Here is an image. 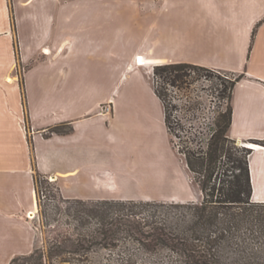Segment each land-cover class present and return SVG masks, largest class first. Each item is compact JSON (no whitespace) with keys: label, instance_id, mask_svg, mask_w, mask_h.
Returning a JSON list of instances; mask_svg holds the SVG:
<instances>
[{"label":"crops","instance_id":"1","mask_svg":"<svg viewBox=\"0 0 264 264\" xmlns=\"http://www.w3.org/2000/svg\"><path fill=\"white\" fill-rule=\"evenodd\" d=\"M178 1L184 0H0V264L32 249L35 231L20 220L37 206L33 170L56 183L66 200L194 201L186 163L167 143L166 158L160 156L151 137L156 129L169 135L162 103L146 82L157 65L242 75L232 91L228 136L240 146L256 145L248 157L252 200L264 201L255 196L258 174H264V21L253 32L264 18V0H238L247 15L236 30L241 63L226 70L203 58L208 17L171 10ZM15 44L25 67L21 76ZM102 103H109V114ZM24 115L33 130L30 144ZM56 126L71 131L48 132ZM143 130L155 149L148 162L135 157ZM131 146L134 154L126 156L123 149ZM123 174L137 178L138 192L126 189ZM162 174H173L170 196L160 200L141 191L145 179Z\"/></svg>","mask_w":264,"mask_h":264},{"label":"trees","instance_id":"2","mask_svg":"<svg viewBox=\"0 0 264 264\" xmlns=\"http://www.w3.org/2000/svg\"><path fill=\"white\" fill-rule=\"evenodd\" d=\"M186 68L213 71L184 63L153 68L154 92L162 103L165 126L171 137L177 128H184L176 118L172 120V111L177 108L169 106L166 93L157 83L161 80L173 88L186 85L190 75ZM241 77L228 78L223 85L220 99L226 101V107L213 118V127L206 131L194 129L184 140L185 149L177 151L201 195L197 202L169 204L184 210L181 218L173 219L170 224L158 218L156 209L166 206L163 201L85 202L62 198L65 203L74 201L90 207L74 212L67 207L66 216L76 224L71 227L67 221L68 229L50 239L45 248L34 237L31 251L13 257L9 264H80L89 262L88 256L95 250L114 252L121 241L146 253L167 250L180 264H264V202L252 200L248 166L251 151L239 149L228 136L232 91ZM61 127L52 128L50 133L71 131L70 127ZM134 255H118L117 259L121 264H134Z\"/></svg>","mask_w":264,"mask_h":264},{"label":"rangeland","instance_id":"3","mask_svg":"<svg viewBox=\"0 0 264 264\" xmlns=\"http://www.w3.org/2000/svg\"><path fill=\"white\" fill-rule=\"evenodd\" d=\"M240 4L241 3H239L238 0H207L205 2H191L189 0H184L171 4L170 9L176 11H187L195 14L203 13L206 17H208V19H204L205 22H207V26L204 28L207 33L205 34L203 44V58L206 63L216 65L215 67L226 70L228 67H238V64L241 63L240 44L236 35V30L240 29V26L245 24L247 21V15L246 12L241 13V9L239 7ZM242 9L246 11L248 10V6L246 4H242ZM263 21L264 18L260 19L258 24L254 26V33L255 29L261 25ZM196 22H198V20H196ZM14 47L18 60L16 69L18 75L21 76L25 67L21 65L17 44H15ZM244 59L245 62L246 55ZM153 68L154 67L151 68V74L153 73ZM210 69L213 71L186 68V72L190 74L187 80L188 82L186 85H182L179 88H173L163 83L161 80L158 81V87L162 88L167 95L166 100L169 106H173V108L175 106L177 108L176 111H172V120L175 121L176 118L184 128L181 130L177 128L176 131H174L173 137L170 135L167 137L165 136L164 131L160 133V130L156 129V135L151 137L153 138V142H156V145L158 144V146H160L158 148L159 152L157 151L160 156L162 155L166 158L167 153L164 149V143H167L169 153L184 161L183 156L177 152L185 149L187 146L184 140L187 139L190 133L194 132V129L197 131H206L208 130V127H213V118L216 116L217 112L225 110L226 101L220 99V91L223 89V85L228 81V78L233 79L237 75L218 69ZM146 79L149 89L153 90L154 84L156 86L153 75H147ZM139 88L140 91L146 90L144 87ZM145 100L147 101V106L155 108L153 102L149 99ZM108 105L109 103H102L101 109ZM61 128L66 129L67 126H63ZM23 129L27 136L28 144H30L33 130L29 125L28 117L26 115H24ZM50 130L48 131L49 133ZM140 132L141 136L142 133H145V140L141 137V144L143 145V148H141L140 153L135 157H138L139 160V158L143 159V156L147 160L146 162H148L150 161V158L154 156L153 153L155 149L147 146V144L149 142L151 143V141L147 140L146 131L143 130ZM135 139V134L131 135L132 142ZM235 145L238 146L239 149L250 150L252 149L250 145L255 144L244 143L240 146L235 142ZM194 147L197 148L196 145H194ZM124 150L126 152V156H132L134 154L132 146L130 148L126 147L123 151ZM259 160L262 161L261 158ZM258 175L260 177V181L258 183L259 185L257 186L255 196L264 200V174ZM32 176L35 185L37 206L36 209L32 211L34 212L33 215L27 214L26 218L22 216V220L20 221L23 222L26 227H32L34 229L35 237L38 239L40 246L45 248L50 239L57 237L59 233H63L68 229V226L66 225L67 221L70 223L71 227L76 224L73 219L66 216L67 207L74 212L77 209L88 208L90 206L88 205L85 207L83 205H78L74 203V201L65 203L59 194L56 183L49 178L40 175L36 170H33ZM191 177V188L194 191L193 202H197L201 199V195L192 174ZM123 178L126 180L125 182L128 183L126 186L127 190H130L133 193L138 192L136 187L134 188V183L137 182L136 177L132 174H123ZM148 178V180L145 179L142 182V185H145L140 188L142 192L149 191L152 194L157 193L158 195L156 197L160 200L170 196L167 192H171L173 190V174H162V176H158L157 178ZM156 179H158L159 183H157L158 185L155 187ZM150 183L154 184L150 185ZM128 195L134 196V194ZM136 196L141 197L139 194ZM161 203H164L166 206L156 209L158 218L166 220L165 222L170 224L173 222V219L182 217L181 215L184 213L183 209L178 208L177 206H169V204L181 205L182 203L177 201H163ZM133 254H135L134 264H180L179 260L171 255V253L167 250L160 249L155 253H146L139 251L137 247L128 242L126 243L125 241H121L119 247L112 253H110L109 250H95L94 252H91L88 256L89 262L80 264H108V259L111 261L109 264H121V260L117 259L118 255L123 257L124 255L130 256ZM10 260H8L7 264H9Z\"/></svg>","mask_w":264,"mask_h":264},{"label":"built area","instance_id":"4","mask_svg":"<svg viewBox=\"0 0 264 264\" xmlns=\"http://www.w3.org/2000/svg\"><path fill=\"white\" fill-rule=\"evenodd\" d=\"M137 64H138V62H136ZM102 112L103 113H106V114H109L110 113V106L108 105V106H104L103 108H102ZM51 180V179H50Z\"/></svg>","mask_w":264,"mask_h":264},{"label":"bare ground","instance_id":"5","mask_svg":"<svg viewBox=\"0 0 264 264\" xmlns=\"http://www.w3.org/2000/svg\"><path fill=\"white\" fill-rule=\"evenodd\" d=\"M249 146V145H248ZM252 147V149L256 148V145H250Z\"/></svg>","mask_w":264,"mask_h":264}]
</instances>
